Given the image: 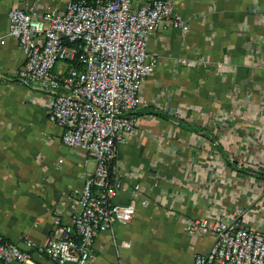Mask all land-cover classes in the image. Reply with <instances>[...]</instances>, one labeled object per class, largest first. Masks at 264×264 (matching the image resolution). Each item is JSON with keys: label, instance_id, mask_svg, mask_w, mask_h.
I'll return each mask as SVG.
<instances>
[{"label": "crops", "instance_id": "0c3cea01", "mask_svg": "<svg viewBox=\"0 0 264 264\" xmlns=\"http://www.w3.org/2000/svg\"><path fill=\"white\" fill-rule=\"evenodd\" d=\"M174 1L189 30L165 25L150 35L155 68L112 168L123 182L115 201L129 202L138 184L148 204L138 205L131 222L100 233L88 264H194L215 239L213 231L186 229L196 218L264 231V0ZM20 2L0 0V35ZM23 68L18 41L6 35L0 229L11 241L42 244L56 216L69 222L80 210L77 191L97 160L63 143L48 118L49 92L20 78Z\"/></svg>", "mask_w": 264, "mask_h": 264}, {"label": "built area", "instance_id": "2783aa9c", "mask_svg": "<svg viewBox=\"0 0 264 264\" xmlns=\"http://www.w3.org/2000/svg\"><path fill=\"white\" fill-rule=\"evenodd\" d=\"M20 1L8 10V31L0 42L6 35L18 41L24 54L20 78L49 92L48 118L61 129L63 143L86 151L97 166L77 191L80 210L69 222L56 216L46 243L11 241L0 229V264H88L96 258L99 234L131 222L138 205L148 204L138 198V184L129 202L115 201L123 182L113 177V163L118 145L134 130L132 112L155 68L150 35L165 25L188 31L189 24L174 0L139 6L134 0H61L63 7ZM186 229L215 233L194 264H264L262 230L206 218Z\"/></svg>", "mask_w": 264, "mask_h": 264}]
</instances>
